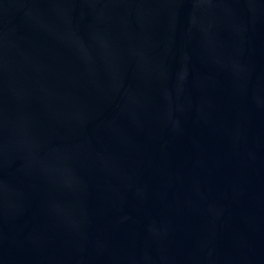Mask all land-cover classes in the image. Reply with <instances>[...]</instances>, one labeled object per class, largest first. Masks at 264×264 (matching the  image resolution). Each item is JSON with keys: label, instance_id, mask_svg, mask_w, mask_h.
<instances>
[{"label": "water", "instance_id": "1", "mask_svg": "<svg viewBox=\"0 0 264 264\" xmlns=\"http://www.w3.org/2000/svg\"><path fill=\"white\" fill-rule=\"evenodd\" d=\"M0 264H264V0H0Z\"/></svg>", "mask_w": 264, "mask_h": 264}]
</instances>
